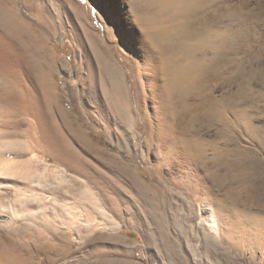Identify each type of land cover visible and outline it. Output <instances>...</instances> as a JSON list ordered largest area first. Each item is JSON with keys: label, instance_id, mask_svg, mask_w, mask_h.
<instances>
[{"label": "rangeland", "instance_id": "374dc122", "mask_svg": "<svg viewBox=\"0 0 264 264\" xmlns=\"http://www.w3.org/2000/svg\"><path fill=\"white\" fill-rule=\"evenodd\" d=\"M158 1L0 0L29 27L18 79L52 80L66 110L61 146H37L0 96V149L46 168L35 193L18 169L0 184L20 210L0 213V264H264V0ZM227 4L247 12L236 39ZM15 39L0 20L1 65Z\"/></svg>", "mask_w": 264, "mask_h": 264}, {"label": "bare ground", "instance_id": "6f19581e", "mask_svg": "<svg viewBox=\"0 0 264 264\" xmlns=\"http://www.w3.org/2000/svg\"><path fill=\"white\" fill-rule=\"evenodd\" d=\"M159 1L161 2V4L163 6L166 5L165 7L171 6V3L174 2V0H159ZM208 1L209 0H199V2H198L199 5L197 6L196 5L197 3L194 0H181L180 1V6H182V8L187 6L189 9L193 7L192 8L193 11H195L197 9V11L203 12V10H202L203 6H205L206 2H208ZM226 1H228V0H226ZM241 2L243 4H245L246 8L248 7L247 0H241ZM10 10L11 9L1 8L0 7V20H2L6 24V26L8 27V30L13 33L14 37H16L15 41L11 42L10 44L8 43V47L12 50L11 51L10 49H8V51L11 54L14 55V57L11 58L12 60L14 59L13 60L14 64H13V61L8 58V57H12V56H7L8 60H9L7 64H3V65L0 64V96L3 97L2 98L3 100L4 99L7 100L13 106L12 108H13V110L15 109V113L17 111L18 112L21 111V114H22L23 118L26 117V116L29 117L30 113L33 112V114H34V118L33 119L34 120L32 119V121H33L32 127H33L34 130L31 133L32 135H30V133L28 135H30L29 138L32 137V139L36 142L37 146L42 145L41 143H42V141H44V144L46 142L51 147L52 146L60 147L61 143L58 141V138H57V134L59 133L57 131L59 130V127H60L57 117L61 113L66 112V110L62 109L58 105V103H59L58 102V100H59L58 97L59 96L57 95V93L55 91L54 83L52 82V80L48 79V82H47V81H44V79L43 80L41 79V82H39L38 84L29 85V84L26 83V81L25 82H20V80L18 79L19 71H21V69L24 67L23 59H28L26 51L30 47V45L23 46L26 43H23V45H21L18 42H21L22 40H26V39H24V37L27 36V35L29 36V33H26V30H28L29 27L24 25L25 22H23L21 19H17V21H16V19L14 18L16 16V14L11 13ZM221 12L223 14H226V16H228L229 18L232 17V24H233V27H234L233 31L237 32V33H235L233 35H227V36H231V38L233 37V39H236V36L241 35V34L243 35L245 33L246 30L244 32H241V31H243L246 28L247 22H244L245 20L244 21L240 20V18L243 19L244 18L243 14H245L247 12H241V10H239L238 8L232 6L231 4L223 5V7L221 8ZM9 14L11 15L12 18L9 17ZM206 16H207V13H206ZM12 20H14L16 22V24ZM237 26H238V28H237ZM204 27H205V30H204V28L199 29L198 34H200V38H204V37L208 38V34L206 33V34L203 35V31H206L207 29H209V25L207 23H205ZM201 32H202V34H201ZM170 35H171L170 32H166L164 35H162V39L164 40L165 45L167 47H169V46L171 47L169 41H165L166 37H168ZM201 35H202V37H201ZM246 36H247V34H246ZM2 37L6 38L5 36H2ZM241 37H244V36H241ZM26 38H29V37H26ZM229 40L231 41L230 38L228 39V42H230ZM227 47H228V45H227ZM34 60L35 61H33V62L38 63L37 67H38L39 72L42 73L43 75H46V73L43 71V67H42V62L43 61H42V59L39 58V56L36 55V57H34ZM17 62H18V64H17ZM197 62H198V59H196L195 63H197ZM12 65H13V67H12ZM195 65H196L195 67H197V68L200 67L201 68L200 64L197 63ZM105 68H106V70L109 73H111L114 76V79H117L118 81L121 80V79H119L121 73H120V70L118 68H114V67H112L110 65H106ZM45 91L47 92L45 97L49 99V101L47 100L48 101L47 109H45V105H43V103H44L43 100L45 98L44 97ZM9 109H11V108H9ZM9 111H7V112H9ZM23 113L24 114L29 113V115L27 114L25 116ZM68 113H69V111H68ZM7 115H9V114H7ZM46 118H49V121ZM30 120L31 119H29V121ZM27 121H28V119H27ZM6 123L9 124L8 122H6ZM68 123L75 124L74 121L72 120V118L69 119ZM7 124L4 125V123H3L4 126H7ZM21 124H20V126H21ZM30 128H27V129L29 130ZM74 129L71 127V130H74ZM8 136H9L8 134L1 132V128H0V141L3 140L2 143H4L6 141L5 139ZM8 144H10V143H6L4 145L2 144L1 148H4V149L7 148L9 146ZM37 146H34L33 149L35 150L37 148ZM9 147L11 148V146H9ZM11 150H13V149H11ZM7 151H9V150L7 149ZM10 151H9V153H10ZM7 154L8 153L5 150L0 149V184L1 185L10 184L11 185L12 182L10 183V180L12 178V175L14 176V174L16 172H18V173L20 172L19 174H21V175L24 174V179L23 180L27 181V182H24L22 185H19L20 188L25 189L24 191L30 190L32 192V190H33V192L35 193L34 187L32 188L30 183H32L34 180H40L41 176L42 177L44 176L45 173H43V170L46 169L45 166L41 165V163H39L38 160L36 161L37 158L35 159V162H33L32 160H28L27 159L28 161H26V162L24 160L25 163L22 161L23 163L19 162L20 164H15V163H13V161L10 162L8 160L9 158H6ZM49 155H51V154H49ZM30 159H32V158H30ZM57 159H59V158L57 157ZM15 169H18V171H16ZM21 170H22V172H21ZM54 174H57V172L54 173ZM57 177H59V176H57ZM23 180H22V182H23ZM56 182H57V180H56ZM30 188H32V189H30ZM20 192L22 193V194H20L21 196L27 195V193L24 194L22 190L19 191V193ZM39 192H41V191H39ZM39 192H36V194L38 195V196H36V200L39 202V203H37V205L35 204L36 200L35 201H31V200H29V198H25L24 197L23 199L19 200V203L17 205H19V208L22 209L21 211L26 212L27 210H30L33 207L35 208V207H40V206L43 207L44 206V204L42 203L43 197H42V195ZM5 193H7V192H5ZM7 197H8V195H7ZM4 199H7V198H4ZM1 201H0V203H1ZM3 201H4V203H3V205L1 204L2 207H0V213H2V214L3 213H5V214L9 213L11 216L14 213L15 214L19 213L20 210L19 211L16 210L14 208L15 205H13V207H12L11 200L8 199V200H6L7 202L5 200H3ZM0 250L5 251L3 248L2 249L0 248ZM0 255H2V254H0Z\"/></svg>", "mask_w": 264, "mask_h": 264}]
</instances>
